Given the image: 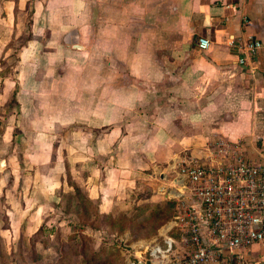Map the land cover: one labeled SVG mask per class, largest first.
Segmentation results:
<instances>
[{
	"label": "crops",
	"instance_id": "1",
	"mask_svg": "<svg viewBox=\"0 0 264 264\" xmlns=\"http://www.w3.org/2000/svg\"><path fill=\"white\" fill-rule=\"evenodd\" d=\"M0 16L29 19L16 71L4 76L15 82L4 127L10 156L20 157L12 169L25 189L26 230H38V198L63 188L71 162L89 168L86 193L99 212L137 210L136 227L146 207L172 200L176 165L202 160L213 141L239 142L248 159L264 162V46L239 47L248 37L264 43V0H0ZM199 36L209 37L206 49ZM50 132H64V143L44 140ZM167 224L134 256L164 249L170 237L168 253L181 252ZM215 264H264V244Z\"/></svg>",
	"mask_w": 264,
	"mask_h": 264
},
{
	"label": "rangeland",
	"instance_id": "2",
	"mask_svg": "<svg viewBox=\"0 0 264 264\" xmlns=\"http://www.w3.org/2000/svg\"><path fill=\"white\" fill-rule=\"evenodd\" d=\"M10 21L5 24V19L0 16V264H137L140 260L141 264H146L149 252L135 257L133 251L149 242L155 227L170 220L171 203L162 200L161 205L146 207L140 213L141 222L137 227L129 224V219L137 210L124 209L122 206L117 213L114 210L108 214L101 213L97 200L90 199L86 193L84 173L89 171L85 167L86 163L83 166L82 162L69 163L71 168H67L68 176L65 177L63 188L53 195L41 194L38 198L39 217L36 220L39 224L33 228L38 230H26L24 218L28 210L21 212L25 189L21 187L18 173L14 176L15 171L12 169L15 165L19 170L20 157L18 153L15 156L17 160L10 156L12 150L7 149L6 145L11 132L4 127L11 121L6 120V116L10 115L11 107L16 105L11 95L15 82L11 78L4 82V76L13 75L16 71L15 57L18 47L27 36L29 19L15 16ZM3 48L6 50L5 56L1 52ZM10 86L9 91L6 87ZM27 129L36 132L30 126ZM64 137H67L64 132L54 137L50 132L45 133L43 139L57 138L63 144ZM70 144L75 145L77 154L79 150L82 151L79 142ZM125 227L130 235L119 236ZM134 235L147 240L134 242Z\"/></svg>",
	"mask_w": 264,
	"mask_h": 264
},
{
	"label": "built area",
	"instance_id": "3",
	"mask_svg": "<svg viewBox=\"0 0 264 264\" xmlns=\"http://www.w3.org/2000/svg\"><path fill=\"white\" fill-rule=\"evenodd\" d=\"M210 42L196 39L201 50ZM262 46L253 37L239 45L250 53ZM207 151L202 160L178 163L168 178L174 209L167 226L179 236L181 252L169 254L174 239L166 238L164 249L156 244L144 251L149 264H215L264 244V162L248 159L239 142L220 138Z\"/></svg>",
	"mask_w": 264,
	"mask_h": 264
},
{
	"label": "trees",
	"instance_id": "4",
	"mask_svg": "<svg viewBox=\"0 0 264 264\" xmlns=\"http://www.w3.org/2000/svg\"><path fill=\"white\" fill-rule=\"evenodd\" d=\"M170 203H171V205H172V211H171V215H172V213H173V209H174V201H169Z\"/></svg>",
	"mask_w": 264,
	"mask_h": 264
},
{
	"label": "water",
	"instance_id": "5",
	"mask_svg": "<svg viewBox=\"0 0 264 264\" xmlns=\"http://www.w3.org/2000/svg\"><path fill=\"white\" fill-rule=\"evenodd\" d=\"M183 182V181H182ZM177 195H179V193L177 192Z\"/></svg>",
	"mask_w": 264,
	"mask_h": 264
}]
</instances>
